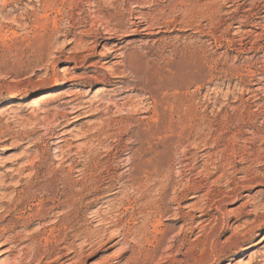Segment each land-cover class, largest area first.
Segmentation results:
<instances>
[{
    "label": "rangeland",
    "instance_id": "1",
    "mask_svg": "<svg viewBox=\"0 0 264 264\" xmlns=\"http://www.w3.org/2000/svg\"><path fill=\"white\" fill-rule=\"evenodd\" d=\"M262 5L0 0V264H264Z\"/></svg>",
    "mask_w": 264,
    "mask_h": 264
},
{
    "label": "bare ground",
    "instance_id": "2",
    "mask_svg": "<svg viewBox=\"0 0 264 264\" xmlns=\"http://www.w3.org/2000/svg\"><path fill=\"white\" fill-rule=\"evenodd\" d=\"M261 2V1H260ZM263 4V3H262ZM257 5V4H256ZM262 6H264V5H262ZM257 7V6H256ZM260 8V7H259ZM262 8V7H261ZM262 11V10H261ZM138 19V18H137ZM132 26H133V29H132V31H137V28L139 27V22H137V21H133L132 22ZM148 28V27H147ZM147 28H143V30L145 29H147ZM240 28V27H239ZM104 30H106V28L104 29ZM69 34H71V31H69V32H67V33H65L63 36H64V38H67V36L69 35ZM104 35H105V37H101L102 39H109V38H111V37H109L110 35H113L109 30H106L105 31V33H104ZM60 37H62V35L61 36H59L58 38H60ZM94 38H96V36L94 35ZM53 43V41L51 40L49 43H47V44H52ZM70 43V42H69ZM68 44V43H67ZM221 46V45H220ZM114 51H115V49H111L109 52H108V54L109 55H112L113 53H114ZM111 57H113V55L111 56ZM47 69V68H46ZM65 75V74H64ZM117 77V76H116ZM108 83V82H107ZM137 83V82H136ZM115 84V83H114ZM78 106V105H77ZM77 106H75V107H77ZM82 105H80V107H79V109H82V107H81ZM85 107V106H84ZM89 107V106H88ZM73 108V107H72ZM85 108H87V107H85ZM73 109H75V108H73ZM78 109V108H77ZM77 109H75V110H77ZM85 110V109H84ZM98 110V109H97ZM73 112H74V110H72ZM91 111V110H90ZM71 112V111H70ZM72 112V113H73ZM135 112V111H134ZM84 113V112H83ZM89 113V112H88ZM74 114V113H73ZM85 114H86V112H85ZM91 114H93V113H91ZM86 116H89L88 114L86 115ZM74 117H75V115H74ZM79 117V116H78ZM72 118V117H71ZM77 118V117H76ZM75 119V118H74ZM68 123V122H67ZM256 128V127H255ZM258 131V130H257ZM256 132V131H255ZM254 132V133H255ZM256 135V134H255ZM257 135H258V133H257ZM240 136V135H239ZM58 137V136H57ZM253 138V137H252ZM257 137H255V139H256ZM250 139V138H249ZM260 139V138H259ZM60 142V141H59ZM248 143V142H247ZM258 143V142H257ZM253 145L254 144H251L250 146L251 147H249V149H252L253 148ZM246 147V146H245ZM248 150V149H247ZM261 151V150H260ZM253 152V151H252ZM247 153V152H246ZM254 153H255V151H254ZM257 154V153H256ZM249 158V157H248ZM141 159V158H140ZM259 159V158H258ZM257 159V160H258ZM255 160V159H254ZM264 160V159H263ZM60 161V160H59ZM128 164V163H127ZM141 164V163H140ZM133 166V165H132ZM128 167V166H127ZM130 167V166H129ZM154 167V166H153ZM249 167V166H248ZM242 168H243V166H242ZM246 168V167H245ZM127 169V168H126ZM130 170V169H129ZM217 170V169H216ZM252 170V169H251ZM251 170H249V169H236L235 171H236V174H234L233 175V180L234 179H237L239 182H241L242 183V186H243V188H247V189H250V190H248V193L247 194H244V195H242V193H237V194H235L234 195V197L235 198H241V197H244V196H257V195H261V194H264V191L263 190H254V188H255V185H260V184H262V183H264V172H261L260 170H255V171H251ZM138 171V170H137ZM264 171V170H263ZM149 172V171H148ZM180 173V172H179ZM239 174V177H237L236 178V175H238ZM212 175V174H211ZM69 177V176H68ZM83 177V176H82ZM133 177V176H132ZM219 177H220V175H219ZM192 179V178H191ZM219 179V178H218ZM229 179V178H228ZM144 180V179H143ZM173 181V180H172ZM189 181V180H188ZM72 182V181H71ZM205 182H207V181H205ZM204 182V183H205ZM238 182V183H239ZM80 183V182H79ZM68 184V183H67ZM74 185V184H73ZM186 185V184H185ZM208 185V184H207ZM207 185H205V184H203V186H201L199 189H196V191L194 190V193L196 192H200V191H203L204 190V188L207 186ZM225 185V184H224ZM234 185V184H233ZM199 186V185H198ZM238 186V185H237ZM165 187V186H164ZM241 187V186H240ZM49 188V187H48ZM83 189V188H82ZM171 189V188H170ZM48 190V189H47ZM206 191V190H205ZM245 191V190H244ZM150 193V192H149ZM171 193V192H170ZM173 193V192H172ZM144 195V194H143ZM204 194H201L200 195V193H199V195H195L196 197H200V196H203ZM170 196V195H169ZM174 196V195H173ZM178 196V195H177ZM232 196V195H231ZM66 197V201L68 202V203H70V204H73V190L72 189H69V191H67V195L65 196ZM171 198V197H170ZM190 198V197H189ZM204 198H206V197H204ZM93 199V198H92ZM142 199V198H141ZM179 199V198H178ZM177 199V200H178ZM84 200V199H83ZM176 200V199H175ZM181 200V199H180ZM205 200V199H204ZM262 200V199H261ZM264 200V199H263ZM48 201V200H47ZM46 201V202H47ZM77 201V200H76ZM203 201V200H202ZM38 202V201H37ZM125 202V201H124ZM207 202V201H206ZM158 203V202H157ZM196 203V202H195ZM204 203H205V201H204ZM257 203H259V202H257ZM256 203V204H257ZM260 203H262V202H260ZM259 203V204H260ZM132 204V203H131ZM181 204V203H180ZM179 204V205H180ZM190 204V203H189ZM210 204V203H209ZM60 205H61V203H60ZM204 205V204H203ZM261 206H260V208L259 209H257V206H253V208H251V209H249V210H246V209H243L241 212H240V215L238 216V217H236L235 219H234V222H233V224H232V228L233 229H236L237 228V226H234L233 227V225L234 224H236V222H238V220H240L241 218H244L245 220L243 221V223H245V224H247L246 222H247V219L248 218H250L254 213V220L255 221H258V220H260L262 217H263V215H264V212H260L261 210L260 209H262V208H264V203H262V204H260ZM190 207L191 206H193V205H189ZM210 206H212V205H210ZM210 206H208L207 205V207H209V208H200V209H198L199 210V212H200V214H197L198 216H196V218H204L200 223H199V225H198V228L197 229H199V232L200 233H203V231H204V229H205V227H204V225H202L203 224V222H205L206 220H208V219H210L211 217L214 219V221H215V219L217 218V217H215L214 215H211L210 214ZM181 207V206H180ZM213 207H214V205H213ZM54 208V207H53ZM175 208V207H174ZM195 208V207H194ZM216 208V211L218 212V213H221L222 215L225 213V212H221L219 209H218V206L217 207H214V209ZM246 208V207H245ZM176 209V208H175ZM193 209V208H192ZM179 210V209H178ZM264 210V209H263ZM43 211H45V209L43 210ZM106 211V210H105ZM117 211V210H116ZM183 211V210H182ZM192 211V210H191ZM194 211V210H193ZM78 213V212H77ZM124 213V212H123ZM176 213V212H175ZM182 213V212H181ZM189 213V212H188ZM190 213H192V212H190ZM39 214V213H38ZM58 214V213H57ZM180 214V213H179ZM98 215V214H97ZM183 215V214H182ZM192 215V214H191ZM190 215V216H191ZM44 216V215H43ZM178 216H180V215H178ZM177 216V217H178ZM38 217V216H37ZM210 217V218H209ZM44 218V217H43ZM97 218V217H96ZM122 218V217H121ZM189 218V217H188ZM195 218V215H193L192 216V219H194ZM224 219V218H223ZM211 220V219H210ZM222 220V219H221ZM230 220V219H229ZM229 220H228V222H229ZM71 221V220H70ZM114 222V221H113ZM194 222V221H193ZM216 222L217 221H215V224H216ZM224 222V221H223ZM227 222V221H226ZM61 223V222H60ZM192 223V222H191ZM222 223V222H221ZM239 223V222H238ZM115 224V223H114ZM242 224V223H241ZM214 225V224H213ZM106 226V225H105ZM120 226V225H119ZM220 226V225H219ZM189 228H190V226H188ZM240 227V226H239ZM196 228V227H195ZM221 228V227H220ZM115 229V228H114ZM129 229V228H128ZM52 230V229H51ZM188 230V229H187ZM190 230H192V229H190ZM189 230V231H190ZM194 230V229H193ZM237 230V229H236ZM53 231V230H52ZM114 231V230H113ZM112 231V232H113ZM221 231V230H220ZM226 230H223L222 231V233H224ZM47 232V231H46ZM101 232V231H100ZM118 232V231H117ZM209 232V231H208ZM237 232V231H236ZM207 233V232H206ZM215 233H216V230H211L208 234H205L204 233V235H205V237L204 238H206L207 240L209 239V238H211V237H213L214 235H215ZM116 234H118V235H120L119 233H116ZM191 234V233H190ZM199 234V233H198ZM219 234V233H218ZM48 235V234H47ZM122 235V234H121ZM124 235V234H123ZM60 236V235H59ZM102 236V235H101ZM110 236V235H109ZM116 236V235H115ZM201 236V235H200ZM203 236V235H202ZM235 236H237V235H235ZM243 236V235H242ZM111 237V236H110ZM113 237V236H112ZM123 237V236H122ZM121 237V238H122ZM234 237V236H233ZM40 238V237H39ZM73 238V237H72ZM115 238V237H114ZM184 238V237H183ZM122 239H124V238H122ZM51 240V239H50ZM58 240V239H57ZM103 240V239H102ZM119 240V239H118ZM213 240H214V238H213ZM85 241V240H84ZM36 242V241H35ZM85 242H87V241H85ZM214 242V241H213ZM247 241H243V243H246ZM45 243V242H44ZM37 245V244H36ZM203 245V244H202ZM210 245V244H209ZM213 245V244H212ZM24 247V246H23ZM74 247V246H73ZM184 247V246H183ZM9 248V247H8ZM45 248V247H44ZM56 248V247H55ZM70 248H72V246L70 245ZM180 248H182V247H180ZM12 250H13V248H12ZM203 250V249H202ZM8 251V249L5 251V252H7ZM73 251H74V249H73ZM3 252V251H2ZM9 254V253H8ZM39 254V253H38ZM47 256H48V254H47ZM64 256V255H63ZM23 257V256H22ZM37 254H34L33 253V256L31 257V260L33 261V260H36L37 259ZM25 258V257H24ZM59 258V257H58ZM61 258V257H60ZM224 258V257H223ZM7 259V258H6ZM20 259V258H19ZM44 260V259H43ZM223 259H221V260H219V262H221ZM3 261V260H2ZM24 261V260H23ZM19 262V261H18ZM15 263H17V262H15ZM41 263H43L42 262V258H40L39 259V263L38 264H41ZM4 264V263H3ZM9 264H12V262L10 261V263ZM19 264V263H18ZM36 264V263H35Z\"/></svg>",
    "mask_w": 264,
    "mask_h": 264
}]
</instances>
